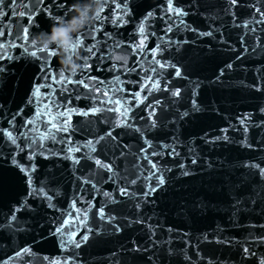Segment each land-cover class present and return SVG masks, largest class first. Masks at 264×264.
Segmentation results:
<instances>
[{
    "label": "water",
    "instance_id": "water-1",
    "mask_svg": "<svg viewBox=\"0 0 264 264\" xmlns=\"http://www.w3.org/2000/svg\"><path fill=\"white\" fill-rule=\"evenodd\" d=\"M57 2L64 3L65 0ZM116 3H121L119 9L115 8ZM163 3L164 0H107L101 19H94L79 32H83L87 43L101 42L97 44V50L101 46L105 50L100 52L101 56L108 49H113L112 57L115 52L127 53V64L113 58L100 61L96 57H89L87 62L90 68L82 71V56L85 53L78 48L72 55L82 67L75 74L62 65L58 53L55 57L41 55L39 49L43 46L37 42L33 44L34 38L41 32H47L54 23L47 13L41 15L36 12L41 7L40 0H17L16 11H24L25 18L13 17L7 8L3 9L7 16L0 17V57L13 58L0 60V66L5 69L0 73V105L4 106L6 112L25 108L26 116L31 115L36 104L27 106L26 100L32 95L37 80L41 85L45 84L38 71L44 67L57 78L63 74L66 80L83 79L93 88L100 85L91 77L110 82L118 75L124 81L126 92L139 91L138 85L144 82L146 74L152 75L149 69L155 65L149 50L157 44L168 46L163 55L157 54L155 58L176 64L182 70V77H176L171 69L166 70L169 74L162 79L160 91L142 92V98L147 97L145 105L152 104L156 108V129L147 130V120L138 118L148 115L149 109L144 105L134 109L136 118L128 121L145 132V138L153 145L149 151L160 153L156 157L150 156V159L157 163L158 175L162 174L166 183L152 194L149 202L144 203L141 196L124 197L118 192L119 188L128 187L131 192L138 193L146 190L148 183L155 184L150 177L147 181L138 180L136 185L129 183L142 173L147 176L150 170V165L143 159L145 154L139 151L141 147L147 149L144 140L131 128L115 127L120 114L107 109H114L117 105L108 103L104 96H99L102 103L97 104L73 101L70 106L78 109L92 106L104 109L95 116L73 115L71 123L77 129L73 140L83 144L85 140L93 139L97 132L103 135L111 130L116 140L106 137L101 142L103 154L100 152L101 146L96 145L98 151L93 155L104 162H111L113 173L105 174L91 160L81 159L80 165H74L60 155L47 159L38 157L36 178L48 177L50 183L47 187L53 192L58 190L60 194L54 195V208H49L47 202L39 199L30 201L35 211L25 212L20 217L27 221L21 226L29 231L14 235L0 232V244L6 245L0 249V259L26 245L31 246L33 254L15 259L14 264H49L51 260H59L63 264L69 252L77 254L76 264H209L210 261L212 264H258V258L264 257V245H259L255 240V237L264 235V230L249 227L264 224V180L257 170L244 166L246 163H260L264 167V125L253 126L264 120V113L260 112V108L264 107V92L245 86L257 82V70L264 73V24L251 23L252 10L243 6L230 7L228 0H174L175 6L189 13L179 19L171 13L165 15ZM250 3H254V0H238L240 5ZM22 4H29L31 8L19 7ZM67 4L71 6L73 0H67ZM45 5H48V0H45ZM50 11L53 15H64V10L50 7ZM148 11H154L155 15L145 21L146 31L155 32L156 36H148L145 50L139 52L131 45L139 44L141 36L137 29ZM33 12L37 18L27 20ZM117 13L127 21L126 24L114 25L111 22L110 17ZM71 15L73 12H68V17ZM180 19L185 21L187 28L180 24ZM170 21L173 31L166 32ZM244 21L250 22L248 28L242 26ZM34 24L37 26L33 27ZM93 27L101 31L93 32ZM25 28L29 29L27 33L24 32ZM251 28L256 29L255 33L250 31ZM105 32L113 37L106 44L103 43ZM200 32H212V35L200 36ZM25 35L28 39L23 38ZM92 36L96 40H92ZM115 42L128 47L115 49ZM25 48L29 52L37 51V57L23 55ZM244 48L248 51L241 55ZM228 63L233 67L226 69L223 76L216 79L219 70ZM133 67H136V71H127ZM48 73H44V76ZM48 84H51V80ZM165 85L168 90H164ZM65 87L68 92L75 90L81 96L88 94L76 85ZM106 88L113 100L124 95H114L110 85H106ZM177 88L181 94L174 97L171 93ZM103 91L105 88H101ZM42 93L47 95L43 89ZM193 99L197 101L198 110L192 107ZM156 100L160 101L159 105H155ZM185 112L187 116L183 115ZM244 113L251 114L247 133L242 131L237 120ZM102 121L108 123L102 124ZM0 127L7 125L0 121ZM221 129L228 131L221 132ZM225 135L228 140L223 139ZM245 136L251 148L242 147L239 143ZM215 137L220 139L214 140ZM2 143L0 141V145ZM162 144L169 147L161 148ZM47 147L59 151L68 145H53L49 141ZM172 148L179 155H169ZM4 150L7 152L8 148ZM86 152L87 149H83L74 155L82 158ZM15 158L27 163L26 154H18ZM193 158H196V164L191 163ZM180 165H184V168L181 169ZM185 171L188 175L183 174ZM83 180H91L97 189L93 190L89 184L81 187ZM25 190L23 174L12 166L11 158L0 159V223H4L5 214L25 194ZM103 192H110L116 202L112 203ZM74 199L79 200L76 204V208L81 209L79 213L72 207ZM85 201L96 207L89 209ZM137 203L141 204L139 209L135 207ZM100 207L116 220L111 223L107 219L101 220L96 215V208ZM84 211L89 212L86 227L73 219L83 218ZM61 218L71 221L66 229L76 231L77 240L80 233L89 236L80 249H60L59 237H53L52 233L54 227L59 226L58 221L62 222ZM116 225L120 227V232L115 231ZM88 229L92 231L89 233ZM225 239H230L232 243H217ZM136 246L147 251H131ZM242 247L250 248L256 257L245 256ZM45 256L49 260H44Z\"/></svg>",
    "mask_w": 264,
    "mask_h": 264
},
{
    "label": "snow or ice",
    "instance_id": "snow-or-ice-1",
    "mask_svg": "<svg viewBox=\"0 0 264 264\" xmlns=\"http://www.w3.org/2000/svg\"><path fill=\"white\" fill-rule=\"evenodd\" d=\"M230 7H247L252 10L253 13V20L251 23H255L257 25L264 24V0H254V3L240 5L238 4V0H228ZM41 7L36 9V12H39L41 15L47 13L48 17L54 21V23H59V18L61 16L53 15L50 11L51 8H55L57 10H64L63 17L68 19V12H72L71 6L67 4V0L64 3H58L57 0H48V5H45V0H40ZM107 4V0H105L104 7H102L98 13L96 14V20L99 21L101 19V13L104 12L105 6ZM50 6V7H49ZM18 5L17 0H0V17H6L7 13L3 11V9L7 8L8 12L11 13L13 17L16 18H25V12L19 11L17 12ZM19 7H23L24 9H30L31 5L29 4H22ZM121 7V3H116L115 8L119 9ZM127 7V5H125ZM159 10V9H157ZM163 12L165 15L167 13H171L178 19L180 17H185L189 13L185 11L183 8L175 6L174 0H164L163 3ZM154 11H148L146 15H144L143 19L140 21L138 26V33L141 36V40L139 44H133L131 47L136 51L143 52L145 50V41L148 39V36H156L155 32H147L145 21H149L150 18L154 17ZM235 15V13H232ZM260 17L256 19L255 17ZM36 13L33 12L32 15L27 17V20L31 21L36 19ZM111 22L114 25H123L126 24L127 21L122 17H119V14H115L110 17ZM249 21L243 22V27H249ZM180 24L184 25L185 21L180 19ZM36 27L37 25H32ZM241 26V25H238ZM150 27V25H148ZM93 32L101 31L100 28L93 27L91 29ZM190 31L195 32L196 29H189ZM29 31L28 28L24 29V32L27 33ZM173 26L171 21L169 22V26L166 28V32H172ZM250 31L255 33L256 29L251 28ZM264 31V29H262ZM104 35V44L107 43V40L113 39L110 33H103ZM200 36H211L212 32H200L198 33ZM24 39H28L27 35L23 37ZM92 40H96L95 36L91 37ZM158 39H160L158 37ZM73 43L71 45V51L74 52L78 48L81 49L82 52L85 53L82 56L83 60V69L82 71H88L90 65L88 64L87 60L89 57H96L100 61H109L112 59V52L113 49H108L105 52V55L101 56L100 52L105 51L103 46L97 50V44H100V41L97 43H87L84 38L83 32L73 33L72 34ZM244 38L241 37V41ZM186 43V41H185ZM35 44V41H33ZM85 45H87L85 47ZM166 44L162 47L160 44L152 47L149 51L153 57V66L149 71L152 75H147L144 82L138 85L139 91H131L126 92L124 87V81L120 79V77L114 76L112 81H104L98 80L95 76L91 77L92 80L96 82V84L100 85V87L93 88L88 83L85 82L83 79H72L66 80L63 74L60 75L59 78L53 76L51 73H48V68L44 67L39 69L38 71L41 72L42 78L45 80V84L41 85L39 80H37L36 87L33 89L32 95L29 96L26 100V105L31 106L33 103L36 104V107L31 110V115L26 116V109L25 108H18L14 112H6L4 110V106L0 105V121L4 122L7 127H0V141H2V145H0V159H7L11 158V164L14 166L20 173L23 174V180L26 184L25 194L22 195L16 203L11 207L10 211L5 214V221L4 223H0V232H9L10 234L14 235L15 233L20 232H27L29 229L22 227L21 225L26 224L27 221L22 220L20 217L25 213L34 212L35 209L30 204V201H35L37 199L47 202L49 208H54L55 205L52 203L54 199V195H59V191L56 190L53 192L52 189H49L47 185L50 183V179L45 177L44 179H37V165L36 159L38 157H43L47 159L49 156H62L64 160H70L74 165H80L81 159L85 161L91 160L97 166L98 169L102 170L105 174L113 173L114 166L111 162H104L101 159L97 158L95 153H97L98 149L96 145H100V152L103 154V145L102 141L104 139L110 138L113 141L116 140V137L113 136V132L108 130L104 132L103 135H99L97 132L93 139H87L84 141L83 144H77L75 140H73V136L77 131L76 128L73 127L71 121L73 115L88 117L90 114L95 116L98 112L103 111L104 109L98 107H87L86 109H78L75 107H71L70 105L73 101H80L84 100L86 102H91L92 104L102 103L99 100V96H104L107 98L108 103H115L117 105L116 108L107 109L108 111L117 112L120 114L119 122L115 124L116 128L121 129H128L131 128L135 133L139 134V137L144 140V144L147 145V149L144 147L140 148V152L144 153L143 159L150 165V170H148V175L145 176L143 173L141 176H138L136 179H132L129 181L131 185H136L137 181L140 179H144L145 181L149 180V177L155 182L153 185L152 183H148L146 186V190H142L138 193H133L130 191L128 187H121L118 189V192L121 196L124 197H132V196H141L144 198V203L149 202V198L152 196L153 193L157 191V189L162 188V186L166 183L165 178L162 174L158 175L159 168L156 162H154L151 157H156L160 155V153L155 151H149L152 148V142L145 138V132H143L139 127L135 124H131L128 121L132 118H136V112L134 109H139L141 105H144L149 109L147 117L139 116L138 118L141 120H147L146 129L152 130L157 128V120L154 118L156 116V108L152 104H146L145 100L147 97L142 98V92H152V91H160L161 90V81L165 78L169 73L166 70L171 69L174 71L176 77H182V70L180 67H177L176 64L170 63L167 60L162 62L161 59H156L155 57L157 54L163 55L166 51ZM259 46V45H258ZM121 47H128V45H122L119 42L114 43V48L119 49ZM57 45L50 44L46 47L39 49V53L41 55H47L55 57L57 55ZM248 50L244 48L241 52V55H244ZM255 51V49H253ZM23 55L30 56V57H37V51L29 52L27 48L23 50ZM13 59L12 57H0V60H10ZM237 59H240V56H237ZM233 66L231 63L226 64L223 68L219 70V74L217 75L216 79H219L223 76L226 69H231ZM5 71L4 67L0 66V73ZM127 71H136V67H133L131 70ZM258 75L256 77V83L245 85L246 87L253 88L257 92H264V73H261L259 70ZM44 73H48L47 76H44ZM51 80V84H48V81ZM128 83H131L130 81ZM55 85H59L60 87L57 88ZM65 85L71 87L72 85H76L77 87L81 88L82 91H86L87 95L81 96L76 94L75 90L72 92H68ZM106 85L111 86V91L114 95H118L123 93V96L117 98L115 100L109 96V92L106 88ZM117 85H120L117 87ZM101 88H105V91L101 92ZM42 89L47 92V95L42 93ZM164 90H168V86L165 85ZM93 93L97 94L94 95ZM172 96L178 97L181 94V90L179 88L172 91ZM125 97H130L131 99H125ZM155 105H159L160 101L156 100ZM69 105V106H66ZM192 107L194 110H198V104L195 99L192 100ZM121 109H123L121 111ZM260 112L264 113V107L260 108ZM131 113V116L129 115ZM183 115L187 116L188 113L185 112ZM10 116V118H9ZM238 123L242 126V131L244 133L248 132L249 123H251V114L244 113L242 116L237 117ZM17 121H20L18 124ZM102 124H107V121H102ZM264 125V120L260 122L259 125H253L254 127H260ZM231 127V125H230ZM221 132H227L228 129H221ZM220 137H215L214 140H219ZM223 139L228 140V136L225 135ZM51 142L53 145L55 144H67V148H61L59 151H53L51 148L47 147V143ZM212 142V141H209ZM242 147L251 148L252 145L248 143L247 136L241 141H239ZM7 147L8 151L5 152L4 148ZM127 147V145H125ZM161 148H168L167 144L160 145ZM83 149H87L86 154L81 158L80 156L74 155V153H80ZM26 154L27 155V163H21L19 160L15 158L18 154ZM169 155H179L175 148H172L171 151L168 153ZM123 155V153H121ZM107 157L105 156V160ZM192 164H196V158L191 160ZM245 167L255 169L258 171L259 176L262 180H264V167L261 166L260 163H246ZM181 169L184 168V165L179 166ZM151 169H155L156 171H152ZM170 171V169L168 170ZM184 175H188L185 171ZM78 180H81L80 177H77ZM109 180L112 179L111 176L108 177ZM83 184L91 185L93 190L97 189V186L92 183L91 180H83L81 187ZM53 192V194H50ZM103 195L111 200L112 203L116 201L113 199L112 194L110 192H103ZM79 203L78 199H74L72 202V207L75 209L76 213L81 212L80 208H76V204ZM85 204L89 209H93L96 206L94 204H88L85 201ZM136 208H140L141 204L137 203L135 205ZM89 212L84 211L83 218L81 217H73V219L77 220L79 224L84 225L86 227L87 218ZM96 215L100 217L101 220L107 219L109 223L116 220V217L108 215L103 207L96 208ZM62 222H59L58 227H54L53 229V237H59L58 244L60 249L62 250H69L70 248L80 249L82 243H86L89 240V236L84 233H80L79 240H77V232L76 231H67L66 226H70L71 221L69 219L61 218ZM141 221H137L139 223ZM150 227V226H149ZM251 228L259 227L260 229L264 230V224L261 225H249ZM92 229H88L90 233ZM115 231L120 232L121 229L118 225L115 226ZM171 231V229H169ZM152 234L154 235L155 232L153 231ZM187 235V234H186ZM206 238V237H205ZM255 240L258 242L259 245H264V235H260L255 237ZM136 244L135 241L132 242ZM217 243L223 244H230L232 241L230 239L225 240H218ZM6 245L0 244V249L5 248ZM133 252H146V248H142L140 246L133 247L131 249ZM242 253L247 256L248 258H255L256 253L252 252L250 248L242 247ZM32 248L31 246H23L19 247V250H14L12 255H6V258L0 259V264H14L15 259H20L24 255L31 256ZM76 253L69 252L66 259L63 261V264H76L75 257ZM44 260H49L47 256L43 257ZM188 259V257H185ZM151 260V257H149ZM49 264H61L59 260H51ZM209 264H212L210 261ZM258 264H264V257L258 258Z\"/></svg>",
    "mask_w": 264,
    "mask_h": 264
},
{
    "label": "clouds",
    "instance_id": "clouds-1",
    "mask_svg": "<svg viewBox=\"0 0 264 264\" xmlns=\"http://www.w3.org/2000/svg\"><path fill=\"white\" fill-rule=\"evenodd\" d=\"M105 0H73L71 10L73 15L65 19L59 18V23H53L47 32L39 33L34 41L46 47L50 44L57 45V53L63 66L68 72L75 74L82 65L73 58L71 45L72 34L78 33L86 25L96 19L98 11L104 7ZM115 61L127 64L129 56L127 53L115 52L112 57Z\"/></svg>",
    "mask_w": 264,
    "mask_h": 264
}]
</instances>
